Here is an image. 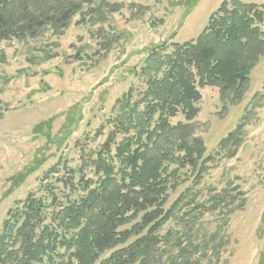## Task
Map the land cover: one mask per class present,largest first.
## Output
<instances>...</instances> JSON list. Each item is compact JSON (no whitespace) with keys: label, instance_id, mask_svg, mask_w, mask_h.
<instances>
[{"label":"trees","instance_id":"trees-1","mask_svg":"<svg viewBox=\"0 0 264 264\" xmlns=\"http://www.w3.org/2000/svg\"><path fill=\"white\" fill-rule=\"evenodd\" d=\"M117 10L108 0H0V41L28 43L63 33L77 16L80 24H96ZM109 37L102 41L106 52L115 43ZM145 55L143 87L116 101L106 139L94 149L82 146L74 165L60 157L37 189L8 208L0 264H195L191 254L201 245L182 234L169 238L161 228L176 218L191 234L196 210H233L226 190L214 191L213 207L198 199V186L223 155L208 154L194 132L200 88L217 87L223 108L243 101L264 56V3L224 0L196 38L157 43ZM179 115L184 120L173 123ZM243 142L241 123L219 146L233 157ZM188 182L168 205L169 192ZM169 241L177 253L162 248Z\"/></svg>","mask_w":264,"mask_h":264},{"label":"rangeland","instance_id":"rangeland-1","mask_svg":"<svg viewBox=\"0 0 264 264\" xmlns=\"http://www.w3.org/2000/svg\"><path fill=\"white\" fill-rule=\"evenodd\" d=\"M108 1L120 10L107 11L104 22L80 24L77 16L61 34L47 32L28 43L0 41V228L12 203L37 189L60 157L74 165L82 146L94 149L106 139L105 122L116 112V101L130 87H143L140 69L147 47L196 38L224 0H189L196 2L191 8L187 0ZM108 37L115 40L110 52L102 42ZM200 92L194 132L203 138L208 154L223 155L216 156L198 186V199L213 207L214 191L226 190L233 210H196L199 220L191 234L176 218L161 233L173 239L182 234L199 243L200 250L191 254L195 264H262L264 56L241 103L223 108L217 87ZM183 120L179 115L172 121ZM241 123L244 142L230 157L219 143ZM190 184L170 191L168 205ZM162 248L167 255L178 251L171 241Z\"/></svg>","mask_w":264,"mask_h":264}]
</instances>
